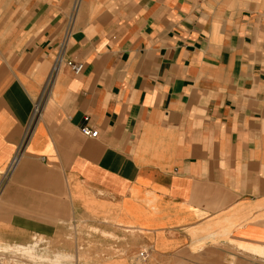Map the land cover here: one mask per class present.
I'll list each match as a JSON object with an SVG mask.
<instances>
[{"label": "crops", "instance_id": "crops-1", "mask_svg": "<svg viewBox=\"0 0 264 264\" xmlns=\"http://www.w3.org/2000/svg\"><path fill=\"white\" fill-rule=\"evenodd\" d=\"M38 238L43 264H264V0H0V247Z\"/></svg>", "mask_w": 264, "mask_h": 264}, {"label": "built area", "instance_id": "built-area-1", "mask_svg": "<svg viewBox=\"0 0 264 264\" xmlns=\"http://www.w3.org/2000/svg\"><path fill=\"white\" fill-rule=\"evenodd\" d=\"M62 62H63V57H62V52H60L55 59L52 72L56 71ZM66 64L75 75H79L83 70V63L75 62V61H67ZM86 121H87V118H86ZM80 130H81V133L86 137L95 138L97 137V134H98V131L96 129H90L87 125L82 126ZM16 160H17V155H15V157L11 161L8 167V171L12 169ZM45 242L46 241L44 239H41V240L35 239L34 243L36 244V247L38 248ZM148 256H149V251L147 249H142L138 251L135 258H136V261H138V263L143 264L147 260ZM30 260L29 261L25 260L22 257V255L18 252L13 253L8 256H5V255L0 256V264H37L38 263V262L30 261Z\"/></svg>", "mask_w": 264, "mask_h": 264}, {"label": "rangeland", "instance_id": "rangeland-1", "mask_svg": "<svg viewBox=\"0 0 264 264\" xmlns=\"http://www.w3.org/2000/svg\"><path fill=\"white\" fill-rule=\"evenodd\" d=\"M7 174H8V172H7ZM89 231L92 233L99 232L96 229H92V228ZM101 234L103 236H107L106 234H104L102 232H101ZM41 239L42 238H38V240H41ZM34 246H35V249L32 253L31 252L22 253L20 250L17 249V247H15V248L13 247L11 249L9 247H0V256H2V255L8 256V255H11V253H14V251H16V252L20 253L22 255V257L27 261H29L31 259L30 261L38 262L37 264H43V262H41L42 260H44L43 255H41V253L38 252V251L42 252V249H40L41 246H39L37 248L35 243H34Z\"/></svg>", "mask_w": 264, "mask_h": 264}]
</instances>
